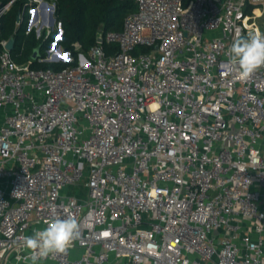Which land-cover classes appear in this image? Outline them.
<instances>
[{
    "label": "built area",
    "instance_id": "built-area-1",
    "mask_svg": "<svg viewBox=\"0 0 264 264\" xmlns=\"http://www.w3.org/2000/svg\"><path fill=\"white\" fill-rule=\"evenodd\" d=\"M127 1L76 66L0 39V264H33L23 238L68 217L79 238L36 264H264V68L241 80L229 51L263 33L264 0ZM27 15L56 33L37 60L72 62L55 5Z\"/></svg>",
    "mask_w": 264,
    "mask_h": 264
},
{
    "label": "trees",
    "instance_id": "trees-1",
    "mask_svg": "<svg viewBox=\"0 0 264 264\" xmlns=\"http://www.w3.org/2000/svg\"><path fill=\"white\" fill-rule=\"evenodd\" d=\"M55 5V17L62 24V40L59 45L65 52H70L73 61L70 63H40L33 60L35 50L39 49V57H45L51 39L45 33L37 37L35 31L26 34L28 27V0H0V9L10 4L9 9L0 18V39L15 38V49L12 56L18 64H29L33 69L62 70L78 64L80 54L88 55L97 44L100 33L120 32L124 28L126 17L137 10V5L127 0H45ZM192 0H185L187 5ZM25 12V13H24ZM24 20L18 24V17ZM80 45V49L76 45ZM107 55H115L116 44H104ZM146 52L148 49L140 48Z\"/></svg>",
    "mask_w": 264,
    "mask_h": 264
},
{
    "label": "clouds",
    "instance_id": "clouds-1",
    "mask_svg": "<svg viewBox=\"0 0 264 264\" xmlns=\"http://www.w3.org/2000/svg\"><path fill=\"white\" fill-rule=\"evenodd\" d=\"M230 61L237 66V75L248 80L257 70L264 68V33L256 32L248 39H237L229 49ZM79 221L74 217L54 219L42 230L23 238L33 264L51 254H63L79 238ZM254 247V246H253Z\"/></svg>",
    "mask_w": 264,
    "mask_h": 264
},
{
    "label": "water",
    "instance_id": "water-1",
    "mask_svg": "<svg viewBox=\"0 0 264 264\" xmlns=\"http://www.w3.org/2000/svg\"><path fill=\"white\" fill-rule=\"evenodd\" d=\"M20 22H21V16L18 17V24H20ZM54 23H55V18H54V16H53V17H52V21H51V25H54ZM241 39H247V37L244 36V37H242ZM98 42H99V43H103V39H102L101 37H99V38H98ZM15 43H16L15 38H11V39L9 40V43H8V45H7V49H8L10 52H12V51L15 49ZM76 48L79 50V49H80V45L77 44V45H76ZM39 55H40V53H39V49L35 50V52H34V54H33V56H32L33 60H37L38 57H39Z\"/></svg>",
    "mask_w": 264,
    "mask_h": 264
},
{
    "label": "rangeland",
    "instance_id": "rangeland-1",
    "mask_svg": "<svg viewBox=\"0 0 264 264\" xmlns=\"http://www.w3.org/2000/svg\"><path fill=\"white\" fill-rule=\"evenodd\" d=\"M23 16H24V13H23ZM260 23H261V24H264V18L260 20ZM55 30H56V32L58 33L57 28H56ZM263 33H264V28H263ZM12 52H13V51H12ZM12 52H11V53H12ZM12 57H13V56H12ZM13 59H14V58H13ZM14 60H15V59H14ZM70 190H71L72 193H75V192L78 191V189H77V188H74V187H72ZM81 191H82V196L85 198V197L87 196V193L83 190V188H81Z\"/></svg>",
    "mask_w": 264,
    "mask_h": 264
}]
</instances>
